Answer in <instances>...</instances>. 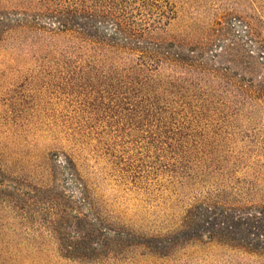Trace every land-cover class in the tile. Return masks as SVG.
I'll return each mask as SVG.
<instances>
[{"label":"rangeland","instance_id":"obj_1","mask_svg":"<svg viewBox=\"0 0 264 264\" xmlns=\"http://www.w3.org/2000/svg\"><path fill=\"white\" fill-rule=\"evenodd\" d=\"M81 1L0 0V264H264L190 217L264 205V0Z\"/></svg>","mask_w":264,"mask_h":264},{"label":"trees","instance_id":"obj_2","mask_svg":"<svg viewBox=\"0 0 264 264\" xmlns=\"http://www.w3.org/2000/svg\"><path fill=\"white\" fill-rule=\"evenodd\" d=\"M83 4L84 1L72 0L68 5L39 14L38 18L47 19L52 26L60 27L62 32L71 31L87 38L93 37L91 30L99 34L98 25L112 19L104 13L95 12L92 6ZM0 18H4L1 13ZM115 39L120 42L128 41V37L120 30L114 31L111 40ZM190 217L200 224L202 229L207 230L202 234L208 240L234 242L249 250L264 252V205L229 206L222 203H200L193 207Z\"/></svg>","mask_w":264,"mask_h":264}]
</instances>
